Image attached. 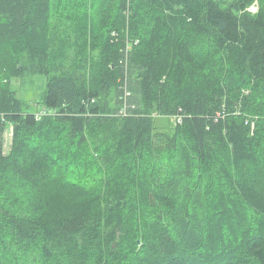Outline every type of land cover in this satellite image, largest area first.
<instances>
[{"label":"trees","instance_id":"16d2710c","mask_svg":"<svg viewBox=\"0 0 264 264\" xmlns=\"http://www.w3.org/2000/svg\"><path fill=\"white\" fill-rule=\"evenodd\" d=\"M28 75L40 110L15 89ZM56 164L66 194L36 187ZM10 174L45 197L0 193V263L264 264V0H0ZM196 199L194 241L170 239Z\"/></svg>","mask_w":264,"mask_h":264},{"label":"rangeland","instance_id":"374dc122","mask_svg":"<svg viewBox=\"0 0 264 264\" xmlns=\"http://www.w3.org/2000/svg\"><path fill=\"white\" fill-rule=\"evenodd\" d=\"M258 1H255L253 5L250 8V11L254 12L257 10ZM54 10V8H51V11ZM46 78L41 75H28L25 76L21 81H14L15 89H17L18 96L21 98V100L27 104V106L30 108L31 111L40 110L41 109V98L45 90L46 86ZM156 129L160 131H166L169 129V122L168 119L164 116H157L155 117L154 122ZM52 127L51 125H48L47 128ZM59 127H52L50 132L47 135V139L45 140L46 143L44 144V150H48L49 152H53L52 154H55L54 150L57 149L56 145L58 143H61L63 141V136L61 134ZM2 140L4 142L3 147V155H6L8 151L11 149V142H12V134L11 129H6L4 134L1 135ZM61 170L58 168V164L56 165H49L46 167L43 180H46L45 182H39L36 180V187L38 190H42V185H49L48 189L45 190L47 194H66L68 193L71 188L73 189V186L71 184L72 180L70 181V185H66L64 181L61 179ZM55 181L60 182V186L54 187ZM11 182V187H7V183ZM0 193H3L5 197H8L9 199H12L13 197H18V200L21 202L20 204L28 207L30 210H36L38 207H41V202L44 195L38 196L36 191L32 190L28 184L23 182L19 177H16L13 174H10L7 178V180H2L0 178ZM197 202L192 208V215L193 217L190 219V222L186 225L187 222V209L186 202L182 200L178 201L177 211L174 213V224L172 225V229L168 232V235H171L170 239H182V241H194L195 237L190 235L187 236L188 232H186L184 229L188 230L192 226H197V222L200 221L201 213L204 212V206L201 207L202 200L196 199ZM186 226V227H185ZM176 227H182V228H176ZM183 227H185L183 229ZM203 228V229H202ZM203 224L200 225L199 229L201 231V234L204 231ZM190 231V230H188ZM186 235V236H185ZM159 236L161 237V234L159 233ZM185 236V238L183 237ZM3 264V263H0Z\"/></svg>","mask_w":264,"mask_h":264},{"label":"built area","instance_id":"2783aa9c","mask_svg":"<svg viewBox=\"0 0 264 264\" xmlns=\"http://www.w3.org/2000/svg\"><path fill=\"white\" fill-rule=\"evenodd\" d=\"M175 121H176L177 123H179V122H180V119H179V118H176Z\"/></svg>","mask_w":264,"mask_h":264}]
</instances>
